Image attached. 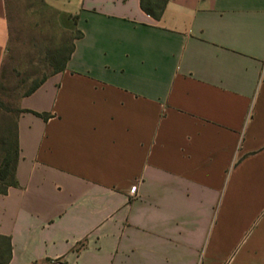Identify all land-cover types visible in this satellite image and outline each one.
Returning a JSON list of instances; mask_svg holds the SVG:
<instances>
[{"label":"crops","instance_id":"0c3cea01","mask_svg":"<svg viewBox=\"0 0 264 264\" xmlns=\"http://www.w3.org/2000/svg\"><path fill=\"white\" fill-rule=\"evenodd\" d=\"M61 16L79 34L20 101L0 194L8 264H264V0ZM8 39L0 0V66Z\"/></svg>","mask_w":264,"mask_h":264},{"label":"rangeland","instance_id":"374dc122","mask_svg":"<svg viewBox=\"0 0 264 264\" xmlns=\"http://www.w3.org/2000/svg\"><path fill=\"white\" fill-rule=\"evenodd\" d=\"M67 1L6 0L9 39L5 59L12 81L24 74L47 73L49 52L54 48L65 52L73 44L78 30L66 26L61 9H73L76 0ZM70 20L76 22L74 17Z\"/></svg>","mask_w":264,"mask_h":264},{"label":"trees","instance_id":"16d2710c","mask_svg":"<svg viewBox=\"0 0 264 264\" xmlns=\"http://www.w3.org/2000/svg\"><path fill=\"white\" fill-rule=\"evenodd\" d=\"M167 2L168 0H140V6L147 14L159 18ZM72 50L73 44L65 52L61 48H54L47 58L49 66L47 73L43 72L39 76L24 74L12 81L5 59L8 51L6 46L0 66V194H6L8 189L16 184L15 172L19 157L17 119L23 111H26L20 107V101L32 94L50 75L64 70ZM36 114L43 118L48 116L46 113ZM10 257V238L0 235V264H8ZM46 262L51 263L48 259Z\"/></svg>","mask_w":264,"mask_h":264},{"label":"built area","instance_id":"2783aa9c","mask_svg":"<svg viewBox=\"0 0 264 264\" xmlns=\"http://www.w3.org/2000/svg\"><path fill=\"white\" fill-rule=\"evenodd\" d=\"M135 191H136L135 187L132 186V187L130 188V193H135Z\"/></svg>","mask_w":264,"mask_h":264}]
</instances>
